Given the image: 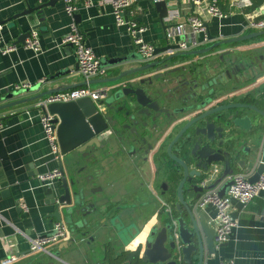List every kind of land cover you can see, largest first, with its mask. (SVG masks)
Wrapping results in <instances>:
<instances>
[{
    "label": "water",
    "instance_id": "1",
    "mask_svg": "<svg viewBox=\"0 0 264 264\" xmlns=\"http://www.w3.org/2000/svg\"><path fill=\"white\" fill-rule=\"evenodd\" d=\"M53 2L58 1L50 0V3ZM154 4L160 20L163 21L168 14L167 2L159 1ZM46 5L39 8L28 7L13 18L42 11ZM42 15L43 12H38L37 16L42 19ZM40 26L42 25L33 28ZM206 27L208 28L207 25ZM262 36L264 31L218 40L208 31L207 38L211 44L196 50H191L193 46L185 38L173 42L166 38V45L156 48L154 57L177 53L159 61H147L139 54L102 59L100 67L106 68L107 73L101 79H90L73 85L65 84L27 98H23L21 94L29 89L13 91L5 97H0V111L28 102L39 103L47 96L84 86H89L101 98L96 101L84 97L77 101L52 103L41 107L44 114L49 113L57 117L55 127L60 154L63 158L72 153L76 155V159L69 162L67 169L60 163L62 176L59 179L48 186L40 182L46 198L44 205L49 209L44 219L70 225L73 237L58 247L57 251L42 253L23 264H71L62 259V252L75 250L82 253L84 249L80 246L85 242V238L95 233L102 224V230H106V233L103 232L100 237H90L87 245L94 242L102 245L100 249L106 258L110 248L117 245L127 247L132 242H137L134 250L126 249L123 255H127V259L122 264H205L208 259L214 257L218 248L216 231L208 221L204 209L198 208V201L208 191L218 190L220 196L227 195L232 184L229 177L236 174L238 168L246 169L252 184L264 173V163L259 162V147L255 150L250 147L256 137L257 128L264 121L262 107L249 101H232L225 105L215 103L219 96L227 92L224 89L227 81H233L239 86V77L253 78L254 75L264 74V45L259 44L250 54L241 56L237 55L236 48L225 51L220 56L221 69L216 79L205 84L194 81L193 88L177 97H164L159 89V80L167 76L161 72L170 70L175 65L173 60L178 57L208 55L223 47ZM25 37L28 38L29 33H26ZM183 43L189 50H181ZM223 56L229 58L225 60ZM134 61L143 63L139 67H125ZM109 70L112 71L111 75ZM93 86L98 88L94 89ZM236 89L235 86L230 91L235 92ZM176 103L183 104V107L175 108ZM189 103L188 107L184 106ZM180 116L183 117L179 119ZM115 118L120 122L123 143L133 145V148L146 145L147 137L151 136L149 132L153 130H161L164 133L177 122L182 121L184 124L166 151L168 158L175 164L174 177L179 179L176 189V213L163 217L157 213L155 221H150L136 234L127 227L120 230L106 229V220L98 225L93 221L98 210H103V204L94 201L95 192L89 193L83 187L81 171L75 168L79 166V154L83 149L90 148L94 151L106 143L109 130L114 126L111 121ZM242 155L247 157L246 161L241 162ZM252 167L256 169L253 173ZM84 230L87 231L82 232ZM115 235L116 239H113ZM104 239L106 241H103ZM12 253L17 254L16 259L30 254L18 250H12L10 254ZM102 264H105V261Z\"/></svg>",
    "mask_w": 264,
    "mask_h": 264
},
{
    "label": "crops",
    "instance_id": "2",
    "mask_svg": "<svg viewBox=\"0 0 264 264\" xmlns=\"http://www.w3.org/2000/svg\"><path fill=\"white\" fill-rule=\"evenodd\" d=\"M92 1L93 6L82 7L73 17H70L62 1L50 3V0H0V26H3L0 35L4 43L13 44L16 48L7 55H3L0 48V97L18 91L15 89L17 86L22 87L28 83L33 88L23 91L21 94L23 98L46 92L50 88L84 83L87 80L79 73L78 62L72 48L63 45L62 42L72 22L77 23L80 31L85 35L87 44L94 50L99 60L137 55L133 40L126 29L119 28L115 22L111 3L108 0ZM252 1L251 9L230 12L227 0L224 9L221 5L226 13L223 20L210 19L203 14L200 17L208 26L207 31L210 35L218 40L250 35L258 32L246 29L250 14L264 8V0ZM168 4L170 8H181V20L186 25L182 37L191 41V29L186 18L192 14V7L185 0H170ZM44 5H46L44 9L38 11L43 12L42 19L37 16L38 12L17 19L13 18L28 7L39 8ZM131 11L133 18L142 21L147 26V31L142 36L143 40L155 44L157 48L165 46L168 26L164 20H160L154 2L138 0ZM39 24L42 26L36 29L40 32L42 52L36 54L25 47L27 39L25 36L33 26ZM200 41L201 44L193 48L206 47L211 44L202 39ZM259 44L264 45V39L261 37L238 42L233 46L223 47L221 50L236 48L237 55L241 56L250 54ZM215 51L214 55L201 59L196 58L191 64L192 69L204 73L220 70L221 59L218 57L219 53ZM142 63L134 61L125 67H139ZM108 72L111 75L112 71ZM53 77L56 78L53 81L50 80ZM175 86L174 82L168 84L169 90ZM235 86L237 87L235 92L230 91ZM224 89L227 90L224 92L225 97L230 100L237 96L236 99L240 102L249 101L264 109V74L254 75L253 78L239 77V86L233 81H227ZM37 104L38 102H28V104L0 111V119L6 127L4 132H0V264L12 256L17 257L15 253L10 254L12 250L30 253L29 256L25 255L20 259H15L13 264H23L37 256L38 254L30 250L31 240L39 235H50L56 223V221L50 222V219H44L49 209L44 205L46 198L39 177L59 168L61 164L52 155L49 142L44 136L43 127L38 118L43 111L37 107ZM260 131L258 139L255 143H251V146L259 147V162L264 163V127ZM73 159H76L74 153L67 155L62 159L63 166L67 169L69 162ZM253 167L252 170L249 169L251 173L256 170ZM237 172L247 174L246 169L238 168ZM100 183L105 188L106 194L117 201L121 199V202H131L132 198L136 197L139 202L147 198L138 193L137 172L131 170L127 159L121 165L108 171L100 179ZM170 190H172L171 203H174L176 185ZM100 197L102 198V195ZM21 203L28 207V213L21 211L19 208ZM147 210L152 214L150 221L153 223L156 217L155 212H157L155 205L149 206ZM203 211L213 226L212 222L217 213L216 208L209 205ZM232 212L238 228L226 245L216 244L218 248L215 256L208 259L205 264H219L224 260H232L234 264H264V191L260 192L245 207L239 203H233ZM136 232L132 231L133 234ZM113 237L116 239V235ZM136 243L132 242L127 247L117 245L110 248L106 259L100 251V246H97L94 252L90 253L88 249L80 253L82 256H78L79 258L72 263L102 264L105 260V264H122L127 259V255H123L126 249L134 250ZM60 245L53 246L50 250L55 251Z\"/></svg>",
    "mask_w": 264,
    "mask_h": 264
},
{
    "label": "built area",
    "instance_id": "3",
    "mask_svg": "<svg viewBox=\"0 0 264 264\" xmlns=\"http://www.w3.org/2000/svg\"><path fill=\"white\" fill-rule=\"evenodd\" d=\"M62 1L65 4V11L73 17L82 7L89 8L93 6L92 0H56ZM155 3L159 1L167 2L168 14L163 18L164 23L168 26L166 32V38L170 41H177L184 34L185 24L182 23V10L180 7L169 6L170 0H153ZM192 7V14L188 15L186 20L191 29L192 40L189 41L192 46L196 47L200 41L197 38H201L204 42L208 41L207 27L204 20L200 17L201 14L206 15L210 19H222L226 17V13L221 8V0H185ZM113 6L114 17L117 26L124 27L129 34L133 44L136 48L137 54L141 55L147 61L155 60L154 53L157 46L152 43H148L143 40V34L147 31V26L140 20L132 17V9L138 3V0H108ZM253 6L252 0H228V7L230 12L249 10ZM249 17V22L246 25L248 31H264V8L258 9L256 12H252ZM3 26H0V32ZM197 37V38H196ZM186 39V38H185ZM188 41V39H186ZM63 45L71 47L74 56L78 62L79 73L87 80L101 79L106 75L107 69L101 68V60L96 56L94 50L87 44L85 35L80 31L77 23L72 22L69 28V32L64 36L62 40ZM25 47L33 50L36 54L42 52L40 42V32L36 28H32L29 32V37L25 41ZM0 48L3 55L13 52L16 48L13 44H6L0 35ZM182 49L186 48V44L181 45ZM31 84L24 85L22 87L17 86L16 90L30 89ZM84 97H90L94 100L101 99L96 91L92 90L89 86L82 88L67 90L63 93L53 94L44 98L37 104V107L41 109L42 106L46 107L52 103H65L84 99ZM39 123L43 127L44 136L49 142L50 150L55 159L62 162L63 156L60 154L59 138L57 136L54 115L49 113L41 114L39 117ZM32 120V119H31ZM6 127L0 119V132H4ZM62 175L60 169L56 168L48 173L39 177L40 182L44 186H48L54 180L59 179ZM250 174L243 172H237L229 177L232 184L229 187L227 195L220 196L218 190L206 192L198 201V208L205 209L207 206L212 205L216 208L217 213L212 222L216 231V244L227 243L230 241L234 231L238 228L237 221L232 212L233 203H239L242 206H247L252 202L260 192L264 191V173L260 176L259 180L252 184L249 182ZM19 208L24 213H28L29 209L21 203ZM52 234L39 235L31 240L30 250L34 254L47 253L50 247L57 245L61 242L68 240V231L66 226L61 222H56L52 229ZM16 257L12 256L11 259H6L1 264H11L15 261ZM219 264H234L232 260H224Z\"/></svg>",
    "mask_w": 264,
    "mask_h": 264
},
{
    "label": "flooded vegetation",
    "instance_id": "4",
    "mask_svg": "<svg viewBox=\"0 0 264 264\" xmlns=\"http://www.w3.org/2000/svg\"><path fill=\"white\" fill-rule=\"evenodd\" d=\"M200 40L201 38L198 39V41ZM199 43H201V41ZM196 49L191 48V50ZM181 50L187 51L189 49L181 48ZM262 50H264V48ZM225 51L217 50L215 51V53H219L218 57H220L223 55V53H225ZM175 53L160 54L157 56V58L155 57V60L159 61L169 55H175ZM209 55H214V51L208 55L196 57H178L177 59H174L173 62L175 65L170 70H163L161 72L164 75H167L163 76V78L159 80V89L162 95L164 97H177L178 95L193 88L195 83L192 82L194 81H196V83L199 82L205 84L216 79L220 70L216 69L217 71L210 73H204L202 71L196 72L194 71V69H192L193 67L191 66L192 62L196 60V58L199 57L201 59L208 57ZM223 57L225 60L229 58L226 56ZM170 82H174L176 85L171 90H169L168 87V84ZM185 83L187 86L185 85ZM225 95L226 94H223V96H219L215 104L225 105L232 103V101H240L236 99L237 96L230 100L228 97H225ZM189 105L190 103L184 106L188 107ZM174 107H183V104L176 103ZM182 117L183 116H180L179 119H181ZM181 122H177L167 132L164 133H162L161 130H153L149 132L151 136L149 138L147 137L146 145H139L133 148L131 147L133 145H126L123 143L122 135H120V122L115 118L113 122L111 121L112 125L114 126L109 130L108 138L104 145L99 146L94 151L90 148H85L81 151V153L79 154V166L77 167V170L81 171L83 187L89 193L90 191L95 192L96 194L95 196H93L94 201H98L103 204V210L102 208H100L98 210L99 212L93 219V221H96L97 225L103 220H106V229L112 228L120 230L127 227L132 229L133 231H142L144 227L150 222V219L152 217V214L150 212H147V208L149 206L155 205V209L157 211L155 213H159L162 217L171 213H176L175 202L177 200V190L175 202L171 203L170 193L172 192V190H170V188H173V186L176 185L177 189L179 179H175L174 177L175 164L168 158L166 151L174 136L177 135L179 130L183 127L184 124H182ZM263 123L259 128H257V133L255 135L256 137L252 144L255 143V141L258 139L259 133L261 132L260 130L262 129V127H264ZM250 147L253 150H255V148H258V146L253 147L251 145ZM126 159L129 160L131 170L137 172L139 184L137 191H139V194L145 195L147 197L143 199V201L140 200L138 202L136 197L132 198L131 202H128L127 200V202H121V199L118 201L114 200L106 194L105 188L100 183V179L103 178L108 171L117 167L118 165H121V163ZM243 159L244 161H246L247 157L242 155L240 159L241 162H243ZM100 195H102V198L100 197ZM64 225L66 226V231H68L69 240L73 237V232L70 225ZM103 225L104 224L98 226L95 233H91V235L85 238V242L82 246H80L81 249H84V251L90 249L91 253L94 252V248H96L97 246H100L99 248H101L102 245H99L97 243L95 244V242L88 245L87 243L90 241V237H100V234H102L103 232L106 233V230H102ZM85 231L87 230H84L82 232ZM76 233L75 235H78ZM63 243L61 242L59 243V245L61 244L60 246H63ZM48 250V253L50 254L51 250ZM78 256H82V254L77 253L75 250L62 252V259L71 264H73L72 262L79 258ZM103 260L104 259H102V261Z\"/></svg>",
    "mask_w": 264,
    "mask_h": 264
},
{
    "label": "trees",
    "instance_id": "5",
    "mask_svg": "<svg viewBox=\"0 0 264 264\" xmlns=\"http://www.w3.org/2000/svg\"><path fill=\"white\" fill-rule=\"evenodd\" d=\"M227 0H221V5H222V8L224 9V5H226L225 4V2H226Z\"/></svg>",
    "mask_w": 264,
    "mask_h": 264
},
{
    "label": "rangeland",
    "instance_id": "6",
    "mask_svg": "<svg viewBox=\"0 0 264 264\" xmlns=\"http://www.w3.org/2000/svg\"><path fill=\"white\" fill-rule=\"evenodd\" d=\"M261 39H264V37H261ZM94 89L98 88L97 86H93Z\"/></svg>",
    "mask_w": 264,
    "mask_h": 264
}]
</instances>
